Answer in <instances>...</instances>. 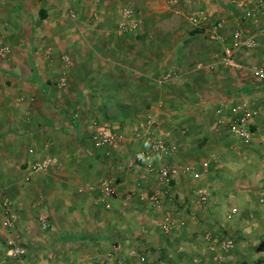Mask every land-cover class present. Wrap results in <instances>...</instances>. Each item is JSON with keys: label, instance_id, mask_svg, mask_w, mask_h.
<instances>
[{"label": "crops", "instance_id": "0c3cea01", "mask_svg": "<svg viewBox=\"0 0 264 264\" xmlns=\"http://www.w3.org/2000/svg\"><path fill=\"white\" fill-rule=\"evenodd\" d=\"M67 1L70 0H0V7L6 2L15 12L8 27H2L5 21L0 17V34L7 37V42L12 46L7 58L0 61V144L4 146L6 143L8 147L10 143L12 146L26 143L32 146L29 149L31 155L27 154L29 160L36 156L46 158L45 152L58 149L59 153L54 154L59 160L64 158L61 160L66 166H75V171L82 172L84 160L76 157V154L79 155L76 152L85 155L78 136L82 132L80 124L86 115L85 103L90 100L100 102L104 96L114 93V90L103 91L106 84H102L96 70L97 55L110 53L121 56L124 61L117 65L126 74L118 85L123 86L131 96H141L143 101L153 100L155 96L152 91L162 88L167 80L165 76H157L161 67L144 58L137 59L134 56L136 51L128 45L112 46L109 50L102 48L101 38L113 35L111 28H117L119 23L125 21L127 9H115L116 0H74L66 9ZM29 7L32 11H29ZM83 7L89 11L86 19L77 14L82 12ZM68 10L76 12L75 20L65 16L70 12L75 17ZM90 22L92 24L89 25ZM118 31L116 34L122 33ZM203 52L209 53L206 49ZM255 55L263 59L264 51L261 49ZM90 58L93 60L90 61ZM139 64L154 72L136 76V65ZM205 67L211 68L212 63L198 65V68ZM135 80L138 82L135 83ZM242 89L251 96L243 97L229 113L213 120V125L208 129L213 134L219 132L217 140L203 138L200 149L187 144L188 136L183 135L191 133L196 124L194 119L198 118L197 113L187 106L189 110L184 105L178 106L175 116L180 120L188 118V122L179 130L187 139L183 146L185 149L188 146V154L185 152L184 156L178 157L177 163L170 165L177 169L171 184L160 185L179 194L192 185L193 193L187 201L188 214L168 213L166 208L159 206L158 199L154 211L146 209L148 203L143 200L137 205L139 208L129 215H118L114 206L122 201L119 199L123 198V203L127 204L132 196L116 192L114 197L109 198L112 213L106 217L108 224L105 225L107 230L113 231L115 239L100 241L86 238L88 242L83 244L80 251L65 247L59 255L60 260L49 255L50 259L35 258V262L115 264V259H122L123 264H263L264 79L247 76L242 81ZM218 97V94L210 95V101ZM244 104L256 113L252 119L254 133L249 140L234 136L236 139L232 137L233 141H224L222 129L231 121L237 107ZM148 114L160 119L157 109ZM219 121L221 124H218ZM208 132L205 134L208 135ZM179 144L174 145L170 152L175 154L180 151ZM197 150L203 155L194 159L191 152ZM204 162L208 163L206 168L202 167ZM76 179L79 180V177L76 176ZM200 191L207 197L204 205L198 201ZM233 208L237 209L236 213L231 212ZM166 221L175 227L170 234H165L161 229ZM157 226L160 232H156ZM219 232L226 234L219 236ZM207 233L213 239H233L235 236L234 247L223 250L217 242L206 240ZM134 252L137 255L145 254L146 263H139L132 256Z\"/></svg>", "mask_w": 264, "mask_h": 264}, {"label": "rangeland", "instance_id": "374dc122", "mask_svg": "<svg viewBox=\"0 0 264 264\" xmlns=\"http://www.w3.org/2000/svg\"><path fill=\"white\" fill-rule=\"evenodd\" d=\"M72 1L74 0L65 3L66 9H69L68 5H71ZM230 1L116 0L115 9L120 7L121 10L123 8L130 10L137 27L131 34H120L118 30L121 23L117 28L113 26L111 28L113 35L101 38L102 48L106 47V50H109L112 46H124V44L132 47L136 51L134 56L137 59L144 58L152 61L156 67H161L160 71H157L159 72L157 76H165L164 79L167 81L162 84V88L158 90L155 88L152 91L155 96L153 100L143 101L141 96H131L126 93L123 86L118 85L126 74V71L117 65L118 62L124 61L123 58L110 53L97 55L99 60L96 62L98 65L96 70L100 74L102 84H106L103 91L105 93L107 90L108 92L114 90L115 94L104 96L100 102L90 100L85 103L86 115L83 123L80 124L82 132L78 135L85 155L76 152L79 154H76V157L84 160L82 172L75 171V166H66L61 160L64 158L61 157L59 160L54 154L58 149L57 151L54 149L51 153H44L46 158L50 157L54 160L53 165L45 171L33 173L26 180V167L32 161L27 158L29 157L27 154L30 153L29 149L32 146L16 142L14 146L9 142L8 147L6 143L4 146L0 144V201L7 199L10 202V212L16 218L15 226L8 229L3 224L6 214L0 210V260L5 256L8 239H14L27 249L25 262L28 264H39L38 261L35 262V258L40 259V257L60 260L59 255L65 247L75 252L80 251L83 244L88 242L86 238L100 241L115 239L113 231L105 228L108 224L106 217L112 212L109 210L110 207L107 208L100 201L103 188L106 186L113 188L120 195L132 196L131 202L127 204L123 203V198L119 199L122 201L114 206V211L118 215H129L132 210L139 208L137 205L143 200L148 204L142 206L151 211L156 210L158 205L152 203V196L160 200L159 206L166 208V212L173 215L188 214L187 201L193 193L192 185L188 189L184 188L182 194L173 193V190L160 185L155 172L161 165H173L178 162V157L184 156L185 152L188 154V146L186 149L185 145L183 146L186 139L183 138L184 136H188L187 144L195 149H200L203 138L216 141L219 132L213 134L208 129L213 120L229 113L228 111L243 97L251 96L242 89V81L253 74L247 68L233 69L222 63L224 44L213 40L210 30L217 21H224L222 34L225 36H229L239 27L249 33H257L258 26L252 23V17L254 15L258 17L260 27H264V0H236L242 2L241 5L232 4ZM256 8H259L260 12H257ZM85 9L83 7L82 12H77L83 19L89 14ZM29 11H32L31 7ZM68 11L74 13L75 17L73 18L70 12L65 13V16L75 20L76 12ZM248 11L250 18L248 17L249 20L245 22L242 17ZM14 13L9 3H2L0 17L2 16L5 21L2 27L6 25L8 27L12 23L9 21ZM0 40L8 43L7 37L2 34ZM8 45L11 49V44ZM205 49L208 54L203 52ZM253 55L241 53L237 58H243V61H239L247 67L250 63L262 60L259 56ZM92 60L90 58V61ZM0 61L3 60L0 58ZM210 63H212L211 68H198L200 64ZM136 66L138 67L135 70L138 74L136 76L154 72V70H146L140 64ZM169 74L174 77L178 74L179 77L173 79L174 77ZM215 94L220 97L210 101V95ZM182 105L194 109L198 117L194 119L196 124L192 125L191 133L183 134L184 136L179 130L185 122H188V118L180 120L175 116L178 106ZM156 109L160 114L159 120L155 119L154 115L148 114ZM149 118L156 120L157 134L164 135L170 147L163 155L151 156L148 142L134 135V129L142 128ZM232 119L226 128L222 129L224 141H233L232 137L236 139L230 128ZM96 124H106L115 132L122 134L124 141L121 147L117 149L95 147L91 142V132ZM218 124L221 122L219 121ZM206 131H209L208 135L205 134ZM178 144L181 145L180 151L175 154L170 152L171 148ZM140 151L150 154L151 158L144 164L138 165L134 161ZM199 151L191 152L194 159L203 155L199 154ZM210 151L212 149L207 152ZM181 161L183 162L182 159ZM43 221L49 224L48 228H42ZM158 231L160 232V228L157 226L156 232ZM224 234L226 232H219V236ZM262 262L264 264V260ZM54 264L60 263L54 262Z\"/></svg>", "mask_w": 264, "mask_h": 264}, {"label": "built area", "instance_id": "2783aa9c", "mask_svg": "<svg viewBox=\"0 0 264 264\" xmlns=\"http://www.w3.org/2000/svg\"><path fill=\"white\" fill-rule=\"evenodd\" d=\"M232 4H242V2H237L236 0L230 1ZM244 2V1H243ZM245 3V2H244ZM257 9V8H256ZM255 10V9H254ZM260 12L258 8L256 10ZM263 14V12H262ZM250 12L242 17L247 22L249 20ZM255 16V15H254ZM252 17V23L258 26V32L253 34L248 31L238 28L233 31L229 36L222 34L224 29V21H217L214 23L210 30V36L213 40L219 41L224 44L222 50V63L226 66H229L233 69H243L247 68L249 71L257 78L264 79V59L259 60L258 62L250 63L249 65L244 66L237 55L241 53L256 54L261 49L264 51V27H260L259 18ZM249 17V18H248ZM137 27V23L133 18V15L130 10L125 11V21L120 25V32L127 33L132 32L134 28ZM10 46L3 40H0V58L5 59L10 54ZM255 111L250 109L247 104L238 106L234 116L232 117V124L230 126L232 133L240 139L249 140L252 134L254 133L252 119L255 116ZM134 135L136 138H143L146 140L150 146V154H164L168 152L170 147L167 144L166 137L156 132V120L154 118H149L142 126V128L136 127L134 129ZM91 141L96 147H110L117 149L121 147L124 139L123 135L115 132L110 126L106 124H96L94 125L91 132ZM32 152V151H30ZM145 151H140L135 157L134 163L141 165L147 162L151 156ZM52 158H33L31 162L28 163L26 167V177L28 180L33 173H38L49 169L53 165ZM208 166L207 162L202 164L203 168ZM177 169L174 166L170 165H161L155 172L157 180L160 184L170 185L173 181ZM143 178L145 176H142ZM103 194L100 197L101 203L105 204L107 208L110 207L109 198H112L116 195V191L106 186L103 188ZM152 203L158 205L159 200L155 197H151ZM198 201L204 205L207 203L206 194L203 191H200L198 194ZM0 210L6 214V220L4 221V226L8 229H12L15 226L16 218L10 212V202L5 199L0 201ZM232 213H236L237 209L233 208ZM49 224L46 221H43L42 228H48ZM174 225L170 221H166L161 225V229L165 234H170L174 230ZM207 241H215L223 250H229L234 247V240L231 237H222L214 238L210 233H207L205 236ZM7 249L3 259L0 260V264H28L25 262V258L28 255L27 249L15 241L14 239H8ZM148 251V250H146ZM132 256L135 257L139 263H146L147 256L137 255L135 252L132 253ZM115 264H123L122 259H115Z\"/></svg>", "mask_w": 264, "mask_h": 264}]
</instances>
